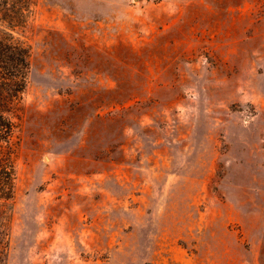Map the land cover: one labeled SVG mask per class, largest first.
Segmentation results:
<instances>
[{
  "label": "rangeland",
  "instance_id": "rangeland-1",
  "mask_svg": "<svg viewBox=\"0 0 264 264\" xmlns=\"http://www.w3.org/2000/svg\"><path fill=\"white\" fill-rule=\"evenodd\" d=\"M0 264H264V0H29Z\"/></svg>",
  "mask_w": 264,
  "mask_h": 264
},
{
  "label": "trees",
  "instance_id": "trees-1",
  "mask_svg": "<svg viewBox=\"0 0 264 264\" xmlns=\"http://www.w3.org/2000/svg\"><path fill=\"white\" fill-rule=\"evenodd\" d=\"M29 0H0V201L12 198L11 111L25 87L27 50L10 32L24 25Z\"/></svg>",
  "mask_w": 264,
  "mask_h": 264
}]
</instances>
